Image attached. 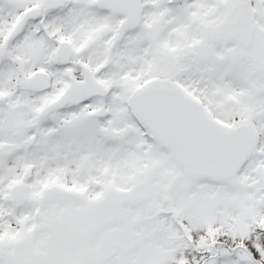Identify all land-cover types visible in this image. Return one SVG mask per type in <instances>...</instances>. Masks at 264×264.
Wrapping results in <instances>:
<instances>
[{"label": "rangeland", "instance_id": "1", "mask_svg": "<svg viewBox=\"0 0 264 264\" xmlns=\"http://www.w3.org/2000/svg\"><path fill=\"white\" fill-rule=\"evenodd\" d=\"M159 1L150 0V3ZM236 1L195 0L175 11L160 9L153 18L156 21L143 27L144 37L154 40L163 29L176 37L187 32L193 91L204 97L218 118L228 123L246 119L254 135H264V0H251L246 8L248 14L257 18V22L251 24L255 33L250 50L238 48L227 31L226 22L233 16L231 7ZM16 2L14 10L33 5L35 0ZM64 2L74 5L77 17L89 23L97 18H108L85 16V12L82 16L79 2L91 4L93 0ZM80 27L78 37L82 41L87 29L83 23ZM105 31L107 34V29ZM139 36L140 33L129 36V43L120 51L119 62L114 61V57L104 61L108 71L99 79L106 81L113 92L108 100L110 107L121 103L127 89L132 88L130 81L123 85L117 77L110 80L109 73L131 76L135 80L145 74L154 76L152 65L156 64V56L152 60L137 56L144 46ZM95 37H90L92 45L87 43L80 48V52L86 51L85 58L89 61L95 59L98 49ZM147 48L152 51L149 45ZM156 48L163 56L167 55L164 46ZM136 63L140 68L135 67ZM101 65L95 63L96 69ZM107 81L121 88L110 86ZM4 115L5 135L10 136L11 143L24 139L23 131L27 127L24 114L15 115L7 110ZM89 116L83 108L71 113L73 123L65 115L57 118L53 126L42 129L39 146L41 154L45 152L46 170L35 171L36 177L44 176L47 184L59 181L62 186L76 185L72 181L74 176L86 177V187L79 191L85 197L84 202L79 204L75 199L66 198L41 202L34 195L24 211L31 214L30 210L37 207L35 210L40 212L41 218L31 227L29 224L24 227L29 215L26 216L23 209L14 210L7 227L13 239L7 244L0 243V264H165L175 258L176 251L189 245L184 224L198 230L218 223L243 237L250 232V223L264 214L263 163L245 161L240 175L229 180L192 175L172 163L171 157L159 146L150 147L145 138H141V143L136 135L120 134L122 126L106 133L116 143L104 144L106 134H100L99 127L88 123ZM126 120L124 117L116 122L119 126ZM6 147L13 159L0 181L7 183L17 175L20 164L15 150L24 147ZM26 158L30 160L32 153ZM4 199L0 193L1 204ZM259 222L263 227V218ZM4 232L0 221V235ZM213 247L210 257L204 261L206 264H255L240 248ZM259 262L264 264V249Z\"/></svg>", "mask_w": 264, "mask_h": 264}, {"label": "flooded vegetation", "instance_id": "2", "mask_svg": "<svg viewBox=\"0 0 264 264\" xmlns=\"http://www.w3.org/2000/svg\"><path fill=\"white\" fill-rule=\"evenodd\" d=\"M16 1L18 0H0V151L2 152L0 153V164L8 165L11 159H13V155L8 152L6 146L24 147L23 149L15 150L19 154V158L17 159L20 160V164L19 168H17V175L9 180V184L11 187L21 182L23 174L27 171L31 172V177L26 181L27 187L44 185L41 190L35 189L33 191V194L38 200V198L41 199L42 192L46 188V178L44 176L38 178L35 174L37 169L42 171L46 170L45 162L43 161L45 152L42 154L40 152L41 148L39 144L41 142L39 139L42 129L53 126L57 123V118L68 115L70 122L73 123L74 120H72L71 113L86 108V111L90 113L87 119L88 123H93V127H99V132L102 135L109 132L110 129L114 130L120 126H122V132L120 134L123 133L126 136L136 135L137 140H141V138L146 139L149 135L146 128L140 127L134 122V119H132L125 107V102L124 106L120 102H117L116 106H113V108H117L115 109L117 113L114 112L115 115L112 118L114 122H121L124 117L127 120L123 125L118 126V122L114 125L111 116L106 114L109 112L110 102L103 100L100 96L88 97L78 104L67 101L59 108L44 113L46 106L52 104L53 101L62 95V92L70 84H74L76 87L79 86V81L84 78L82 67L79 65L80 63L85 64L92 75L101 82L99 79L100 75L104 71H108V65L104 63L106 58L108 59L110 57L111 59L114 57L112 59L119 62L122 58V52L120 51L129 43V36L140 33L139 38H142L141 40H143L144 46L143 51L140 50L137 56H141V59L144 57L146 59L151 58V60L154 55L156 56V64L153 63L152 65L154 68L152 69L154 76L145 74L143 77H137L135 80L131 76L120 75L118 77L115 73L111 72L109 73V79L111 80V78L117 77L119 78V83H123V85L129 84L130 81L131 92L148 81H163L164 79L174 80L187 92H194L190 84L191 54L188 33L186 32L184 36L177 35L176 37L173 34L168 35L165 29H163L162 33L158 34L154 40H150L144 37L146 32L143 31V27L149 24L151 26L153 21H156L153 19L156 16V11L160 9L175 11L179 7L186 6L187 3L195 0H179L177 3H170L171 0H161L157 4L150 3V0H141L140 21L136 29L124 30L121 39L115 43L113 41L119 22L123 17L96 7L94 5L95 0L91 4L79 2L82 16H84L83 14L85 12V16L90 14L93 16L100 15L101 17H108L107 19L99 20L97 18L93 23L87 22L83 17L78 18L77 12L74 10V5L69 6L65 2L64 5L66 6H57L43 10L44 0H35L33 5L28 7L23 6L18 10H14ZM243 2L244 0H238L232 5L231 10L233 11V16L230 20L235 17ZM250 2L251 0H248V3H246L245 11L248 18L254 16V19L251 21V24H253V22H257V18L255 15L248 14L246 10ZM29 12L32 15L26 17L18 25L23 16ZM73 17L77 19H73ZM230 20L227 21V24ZM81 23L87 29V36L82 41L78 37L79 31L82 30L80 27ZM114 23V30L110 32V27ZM102 28L107 29V34L105 29L102 30ZM253 31L255 33L254 28ZM91 36H96L92 39L96 41L95 44L98 46V49L95 55L93 54L95 59L89 61L85 58L86 51L80 52V48L84 47L87 43L92 45L90 41ZM230 36H232L235 43H238V39L234 34ZM108 39L109 43L106 44ZM148 45L152 48V51L147 48ZM156 46H161V48L164 46L167 49V55L163 56ZM92 48L94 47L92 46ZM69 51L70 54L68 55ZM58 58H67V60L60 61ZM94 60L96 62H93ZM135 60L133 61L135 62ZM97 62L102 64L99 69H96L97 67L95 66ZM140 62L138 61V63ZM135 67L140 68L137 63ZM137 70L135 69L134 71L138 72ZM21 81H24L23 87H20ZM104 82L106 81L101 83L108 88L109 86ZM107 83L110 85L108 81ZM114 85L119 89L121 88L116 83L110 86ZM192 94L194 96L199 95L195 92ZM100 108L105 109L106 115L91 116L93 111ZM7 110H12L15 115L24 114V124L26 123L27 125L23 131L24 139L11 143L10 136L5 135L7 125L4 120V114H7ZM125 125L130 126V134L124 133ZM106 136H104L103 143L109 144L111 138L110 136ZM30 137L32 138L29 141L28 139ZM14 142L17 143L14 144ZM140 145L142 144L140 143ZM29 153H32L30 160L26 158ZM7 167L9 168V166ZM56 198L69 199L66 196L52 197L45 202L55 200Z\"/></svg>", "mask_w": 264, "mask_h": 264}, {"label": "water", "instance_id": "3", "mask_svg": "<svg viewBox=\"0 0 264 264\" xmlns=\"http://www.w3.org/2000/svg\"><path fill=\"white\" fill-rule=\"evenodd\" d=\"M62 1L44 0L43 10L60 6ZM140 1L95 0V4L106 11L124 16L119 22L115 41L119 40L123 30L133 29L138 25L141 13ZM241 4L242 9L228 23L229 32L239 37L240 45L249 48L252 44L253 32L249 20L253 17L249 19L245 17L244 7L247 4L246 2ZM31 15L32 13L29 12L23 16L18 25ZM67 58L58 59L64 61ZM79 65L82 67L84 77L79 81V86L70 84L62 95L46 106L44 113L59 108L67 101L78 103L89 96L106 94L107 89L93 77L90 70L84 64ZM20 85L23 87L24 81H21ZM126 102L136 122L147 127L151 137L170 149L174 154L175 162L191 173L232 177L253 142V132L247 123L241 122L232 127L224 124L209 115L199 99H194L175 82L150 81L133 92ZM102 113L100 110L92 115ZM125 131L130 132V127L126 126ZM27 175L28 173H25L22 182L10 189V201L14 207L22 206L28 200L27 189H25ZM61 195L83 200L78 192L65 190L55 185L46 187L42 199ZM39 217L37 212L36 219Z\"/></svg>", "mask_w": 264, "mask_h": 264}, {"label": "trees", "instance_id": "4", "mask_svg": "<svg viewBox=\"0 0 264 264\" xmlns=\"http://www.w3.org/2000/svg\"><path fill=\"white\" fill-rule=\"evenodd\" d=\"M233 122L232 124H235ZM251 150L248 153V161L251 160L254 163L259 161L264 164V139L263 134L256 137L255 143L251 146ZM83 175L82 177H84ZM77 176H74L73 182L77 184H73V188L77 190H82L86 187L87 179H77ZM4 192V186L0 185V190ZM1 192V191H0ZM264 210V209H263ZM263 212V211H262ZM13 214V209L10 206L8 200L4 199V202L0 203V221L2 225L5 227V232L0 235V243L7 244L8 240H12L13 236L11 232L7 230L9 227V223L11 220V216ZM158 215V213H157ZM170 213L166 216H169ZM264 220V214L261 215L259 219ZM259 219H255L252 223H250V232L246 236L234 235L231 233L228 226L215 223L211 227L201 228L198 230H194L190 228L188 225L184 224L183 228H186V233L189 239V245L182 248L181 250L176 251L175 258L168 263L165 264H206V261L210 256V252L213 251L214 247H241L249 257V260L260 261L261 250L264 249V226L262 227ZM31 223V221L29 220ZM182 222V221H180ZM183 229H181V233ZM16 233V232H14ZM13 235V234H12ZM16 235V234H15ZM17 236V235H16ZM184 236V233H183ZM9 237V239H8Z\"/></svg>", "mask_w": 264, "mask_h": 264}]
</instances>
